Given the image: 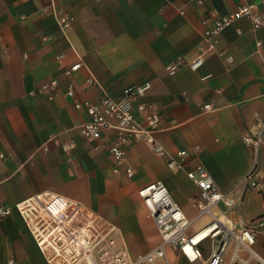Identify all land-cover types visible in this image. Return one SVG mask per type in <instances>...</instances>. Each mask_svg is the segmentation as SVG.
<instances>
[{"label":"crops","instance_id":"1","mask_svg":"<svg viewBox=\"0 0 264 264\" xmlns=\"http://www.w3.org/2000/svg\"><path fill=\"white\" fill-rule=\"evenodd\" d=\"M260 1L0 0V205L62 195L116 225L133 257L153 250L159 238L138 191L162 182L193 216L198 189L141 142L126 147L134 177L115 174L109 154L115 133L83 138L79 129L88 116L65 94L71 86L77 101L96 104L104 95L120 100L128 87L149 83V93L134 105H154L161 117L157 139L170 153L199 147L191 165H202L225 201L237 204L235 221L222 211L225 204L217 216L236 224L264 223V190L240 184L253 164L243 135L264 118V27L254 31L249 21H239L216 38L214 50H207L204 38L215 19ZM57 14L72 18L65 33ZM202 52L198 71L186 65L174 76L167 73L177 59L189 64ZM80 59L96 86L86 84L87 69L66 78ZM51 79L60 83L55 100L31 96ZM208 104L213 111L204 113ZM257 250L264 256V226ZM10 262L43 264L17 212L0 224V264Z\"/></svg>","mask_w":264,"mask_h":264},{"label":"built area","instance_id":"2","mask_svg":"<svg viewBox=\"0 0 264 264\" xmlns=\"http://www.w3.org/2000/svg\"><path fill=\"white\" fill-rule=\"evenodd\" d=\"M187 2L202 4V0ZM263 12L264 0H261L259 4L241 6L236 11L215 19L213 25L204 31V38L209 45L207 50H214L216 38L239 21H249L254 31L262 29ZM71 24L70 16L57 14V25L62 33ZM227 61L231 63L233 59L227 57ZM203 63L202 52L189 64L183 59H177L166 67V71L174 76L186 65L192 71H198ZM83 69H87L90 74L86 84L96 86L94 77L81 59L65 71V76L71 78ZM208 78L209 76L204 77L203 80ZM59 90V81L51 79L32 91L31 96H42L53 101ZM150 90L149 83L131 86L125 89L122 99L116 100L104 95L96 104L77 101L71 86L65 94L74 102L75 109L84 110L88 116L87 122L79 129L83 138L98 140L106 131L115 133V142L109 149L115 174L123 171L128 178L134 177V169L127 163L126 147L138 142L149 145L153 156L164 161L170 172L186 173L187 178L198 189L192 200L195 210L193 216H189L176 202L164 183L155 182L141 188L138 197L155 225L159 242L150 252L135 257L116 225L96 215L83 204L62 195L37 196L15 207L1 204L0 223L17 212L30 230L36 247L47 264H169V250L180 253L194 264H264V256L257 250L264 223L260 219H254L236 224L221 221L215 215L220 204L232 207L234 203L225 201L226 196L219 191L212 176L202 165H191L199 153V147L192 151L170 153L159 142L157 134L160 131L161 117L154 105H134L136 99L145 97ZM212 111L209 104L203 106L204 113ZM243 142L253 153V164L240 184H244L247 190L260 193L264 190V118L257 120L245 132ZM70 149L71 146L64 148L65 151ZM0 157L3 158V155ZM205 217L210 219L205 227L208 228V235L200 243L193 245L192 237L197 234L194 226Z\"/></svg>","mask_w":264,"mask_h":264},{"label":"rangeland","instance_id":"3","mask_svg":"<svg viewBox=\"0 0 264 264\" xmlns=\"http://www.w3.org/2000/svg\"><path fill=\"white\" fill-rule=\"evenodd\" d=\"M181 187H183V184H181ZM183 189H184V187H183ZM236 208H237V204L236 203L233 204L232 207H227L225 205H221L222 211L223 212H227L228 218L229 219H232L234 221L238 218L237 215L234 213L236 211ZM192 213L194 215L195 214V211H193ZM196 230H198V229H196ZM40 259H41V261H42L43 264H47L46 261H45V259L41 255H40ZM169 264H194V263H190L187 259H185L178 252H175L174 253L173 251H169Z\"/></svg>","mask_w":264,"mask_h":264},{"label":"bare ground","instance_id":"4","mask_svg":"<svg viewBox=\"0 0 264 264\" xmlns=\"http://www.w3.org/2000/svg\"><path fill=\"white\" fill-rule=\"evenodd\" d=\"M215 215L217 216L216 213H215ZM217 217H219L221 221H226L225 220V217H222L220 215H218ZM204 219H208V218L205 217L202 220H204ZM206 225H207V221L205 222V224H204L203 227H201L200 229L197 230V234H195L192 237V243H193V245H196V244L200 243L203 239H205V237H207V235H208V228H205Z\"/></svg>","mask_w":264,"mask_h":264}]
</instances>
